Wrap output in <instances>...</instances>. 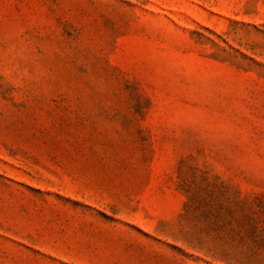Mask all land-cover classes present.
<instances>
[{
    "label": "rangeland",
    "instance_id": "1",
    "mask_svg": "<svg viewBox=\"0 0 264 264\" xmlns=\"http://www.w3.org/2000/svg\"><path fill=\"white\" fill-rule=\"evenodd\" d=\"M0 264H264V0H0Z\"/></svg>",
    "mask_w": 264,
    "mask_h": 264
}]
</instances>
